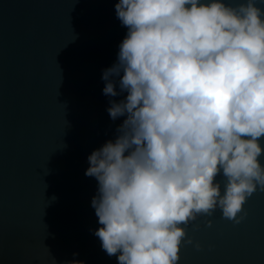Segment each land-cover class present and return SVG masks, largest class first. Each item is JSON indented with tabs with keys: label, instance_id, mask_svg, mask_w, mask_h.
Returning a JSON list of instances; mask_svg holds the SVG:
<instances>
[{
	"label": "clouds",
	"instance_id": "1",
	"mask_svg": "<svg viewBox=\"0 0 264 264\" xmlns=\"http://www.w3.org/2000/svg\"><path fill=\"white\" fill-rule=\"evenodd\" d=\"M113 7L126 31L102 94L123 119L86 158L89 230L117 264H177L182 238L200 248L185 232L198 214L239 223L246 197L264 192V0Z\"/></svg>",
	"mask_w": 264,
	"mask_h": 264
},
{
	"label": "water",
	"instance_id": "2",
	"mask_svg": "<svg viewBox=\"0 0 264 264\" xmlns=\"http://www.w3.org/2000/svg\"><path fill=\"white\" fill-rule=\"evenodd\" d=\"M115 2L0 0V264H117L89 230L97 182L84 175L123 119L109 118L101 80L126 31ZM241 212L181 225L200 248L182 238L177 264H264V192Z\"/></svg>",
	"mask_w": 264,
	"mask_h": 264
},
{
	"label": "snow or ice",
	"instance_id": "3",
	"mask_svg": "<svg viewBox=\"0 0 264 264\" xmlns=\"http://www.w3.org/2000/svg\"><path fill=\"white\" fill-rule=\"evenodd\" d=\"M52 73H53V78L55 79L56 78V69H55V67L52 68Z\"/></svg>",
	"mask_w": 264,
	"mask_h": 264
}]
</instances>
